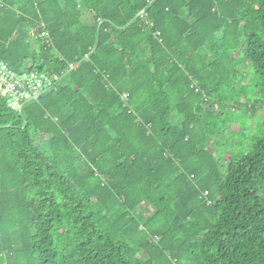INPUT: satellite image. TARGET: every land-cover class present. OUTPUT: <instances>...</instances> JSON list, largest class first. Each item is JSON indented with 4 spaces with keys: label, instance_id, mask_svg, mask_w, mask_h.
Here are the masks:
<instances>
[{
    "label": "trees",
    "instance_id": "16d2710c",
    "mask_svg": "<svg viewBox=\"0 0 264 264\" xmlns=\"http://www.w3.org/2000/svg\"><path fill=\"white\" fill-rule=\"evenodd\" d=\"M0 60L76 65L0 98V264H264V0H0Z\"/></svg>",
    "mask_w": 264,
    "mask_h": 264
},
{
    "label": "built area",
    "instance_id": "2783aa9c",
    "mask_svg": "<svg viewBox=\"0 0 264 264\" xmlns=\"http://www.w3.org/2000/svg\"><path fill=\"white\" fill-rule=\"evenodd\" d=\"M75 68V64H69L66 73L58 74L44 71L16 72L0 60V98L4 100L9 110L21 112L29 103L55 90L60 80ZM126 98V95H123V100Z\"/></svg>",
    "mask_w": 264,
    "mask_h": 264
},
{
    "label": "rangeland",
    "instance_id": "374dc122",
    "mask_svg": "<svg viewBox=\"0 0 264 264\" xmlns=\"http://www.w3.org/2000/svg\"><path fill=\"white\" fill-rule=\"evenodd\" d=\"M249 91H250V89H249ZM248 91V93H250ZM253 92H255V90L253 91ZM248 93H246L247 94V100H251L250 101V103L251 104H253V102H254V99L252 98V97H250L249 95H248ZM243 103V102H242ZM238 120H239V122H242L243 124L242 125H246L248 128H252V129H256L257 128V126H258V124L262 121V119H263V117H262V114L260 113V112H258V113H256L255 115H253L251 118H249L250 116L248 115L247 116V114H246V110L245 109H241V110H239L238 112ZM243 128H245V127H243ZM232 131L233 132H237V128L235 127V126H232ZM255 132V131H254ZM252 135V134H251ZM250 135V136H251ZM227 157L225 156V159H226Z\"/></svg>",
    "mask_w": 264,
    "mask_h": 264
}]
</instances>
